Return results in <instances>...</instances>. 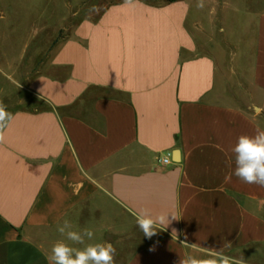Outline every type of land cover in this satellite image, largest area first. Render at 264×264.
Here are the masks:
<instances>
[{"label":"crops","instance_id":"crops-1","mask_svg":"<svg viewBox=\"0 0 264 264\" xmlns=\"http://www.w3.org/2000/svg\"><path fill=\"white\" fill-rule=\"evenodd\" d=\"M199 2L85 3L40 29L28 66L0 61L16 77L0 87V264H49L61 240L111 243L113 264H264V187L232 151L264 131V5L240 0V23L231 0ZM144 211L170 222L147 237ZM65 220L93 238L69 241Z\"/></svg>","mask_w":264,"mask_h":264},{"label":"clouds","instance_id":"clouds-1","mask_svg":"<svg viewBox=\"0 0 264 264\" xmlns=\"http://www.w3.org/2000/svg\"><path fill=\"white\" fill-rule=\"evenodd\" d=\"M197 7L203 8V0ZM254 107V106H252ZM13 119L6 106L0 104V142H3L4 129L7 123ZM235 156L234 175L246 184H256L264 187V131L257 130L255 136L241 135L232 149ZM161 164L169 163L166 157L160 159ZM169 216L161 214L153 216L147 211L142 212L136 218L137 225L147 237L153 236L158 225H167ZM70 222L65 220L58 226L61 235L66 233ZM80 231H67V239L73 243L84 244V237L91 240L94 236L92 230L85 228ZM115 248L111 243L88 244L83 248H74L64 241L56 242L51 248V254L46 258L49 264H113ZM230 257L220 256L218 259L196 260L191 259L185 264H230ZM235 264H242L236 261Z\"/></svg>","mask_w":264,"mask_h":264},{"label":"rangeland","instance_id":"rangeland-1","mask_svg":"<svg viewBox=\"0 0 264 264\" xmlns=\"http://www.w3.org/2000/svg\"><path fill=\"white\" fill-rule=\"evenodd\" d=\"M96 0H0V61H15L25 51L24 65L26 67L33 60L35 48L39 44L40 29L43 26L55 27L71 14L80 11L85 3H95ZM108 3L111 0H97ZM222 6L227 0H207ZM238 6V19L242 22L240 12L242 5H264V0H231ZM242 9V8H241ZM40 35V36H39ZM0 62V87L7 82V76L14 73L7 70ZM6 68V69H5ZM6 74V75H5ZM16 79V77L14 78Z\"/></svg>","mask_w":264,"mask_h":264},{"label":"built area","instance_id":"built-area-1","mask_svg":"<svg viewBox=\"0 0 264 264\" xmlns=\"http://www.w3.org/2000/svg\"><path fill=\"white\" fill-rule=\"evenodd\" d=\"M168 161H169V160H168ZM159 164H160L161 166H166L168 163H167V164H161V163H160V160H159Z\"/></svg>","mask_w":264,"mask_h":264}]
</instances>
